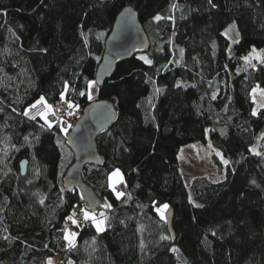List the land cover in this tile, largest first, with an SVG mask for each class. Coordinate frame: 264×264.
<instances>
[{
    "label": "trees",
    "instance_id": "trees-1",
    "mask_svg": "<svg viewBox=\"0 0 264 264\" xmlns=\"http://www.w3.org/2000/svg\"><path fill=\"white\" fill-rule=\"evenodd\" d=\"M126 6L151 46L97 86L93 100L114 102L118 117L97 137L102 165L83 170L107 226L87 221L67 247L68 216L85 202L63 187L76 121L63 132L57 111L71 102L77 120L93 101L88 81ZM259 41L264 55V0H0V264H264V155L250 151L264 153V107L253 115L251 97L264 87V63L238 52ZM41 96L54 108L50 128L30 118L43 106L24 114ZM208 134L229 160L226 177L187 186L179 152ZM116 169L125 179L111 188Z\"/></svg>",
    "mask_w": 264,
    "mask_h": 264
},
{
    "label": "water",
    "instance_id": "water-1",
    "mask_svg": "<svg viewBox=\"0 0 264 264\" xmlns=\"http://www.w3.org/2000/svg\"><path fill=\"white\" fill-rule=\"evenodd\" d=\"M151 42L138 11L132 6L123 8L116 17L111 32L105 40L101 61L95 81L101 87L116 69L118 61L129 59L140 51H148ZM118 111L114 102L107 99L91 101L72 126L67 143L74 153V163L63 178V187L68 192L78 190L86 206L96 211L103 203L95 189L83 179V170L90 165L100 166L103 157L99 152L97 137L117 120ZM22 174L26 173L27 161L21 162ZM172 209L166 213L170 228Z\"/></svg>",
    "mask_w": 264,
    "mask_h": 264
},
{
    "label": "rangeland",
    "instance_id": "rangeland-1",
    "mask_svg": "<svg viewBox=\"0 0 264 264\" xmlns=\"http://www.w3.org/2000/svg\"><path fill=\"white\" fill-rule=\"evenodd\" d=\"M226 30L230 31V30H233V28L229 29L228 27V29ZM220 42H221L222 49H224L226 47L227 40L224 37H222ZM261 47H262L261 41L253 43V44L245 43L239 46L238 52L240 55L246 56L247 52L250 54L253 48H255L257 52L261 53V49H260ZM253 89H256L255 93H253ZM91 94H92L93 99H96V97L98 96L97 84H94L92 86ZM251 97L254 102L253 112L255 111L258 114L259 110L264 107V87H262L261 85H255L251 90ZM42 106L43 105H38L37 108L42 107ZM53 112H54V108H53ZM53 112L48 113V120L51 121L52 125H54L55 123L51 120L49 115L52 114ZM65 115H69V114L62 113V108L61 110H59V112L57 111V120L59 122L63 121L62 128L63 129L66 128L68 130L72 126V123H74L76 120H75L74 115L73 116L69 115L70 116L69 119ZM42 119L44 120L43 117ZM252 148L256 149V146H253ZM224 160H227L228 163L225 164ZM179 162H180V170H181V173L183 175L184 181L187 186L190 185L191 179L198 175H207L215 181L224 179L226 177L227 165L229 164V160L224 156V154L213 146L209 134L207 135L206 140L197 141L189 146L183 147L179 152ZM121 174L124 180L125 176L123 172H121ZM123 180H118L117 178L110 179L109 177L110 185L113 188H115V186ZM84 209L88 210L91 213H95L97 220L106 218V215H101L99 213H96V211H91L85 204L77 205L73 211H75V213L77 211L82 212V210ZM72 214L73 212L71 213V215ZM87 221L88 222L91 221L95 225V223L91 219H88ZM82 226H83L82 224H74L71 221V223L67 227L65 236L70 233H76L78 235L79 227H82ZM106 226H107V223L105 220V223L103 225L104 229L106 228ZM77 235L72 240V243L75 242V240L77 239ZM66 245L69 246L68 239H66ZM49 259H51L52 264H64L61 261L60 262L58 261L57 256H52ZM68 264H70V262Z\"/></svg>",
    "mask_w": 264,
    "mask_h": 264
},
{
    "label": "snow or ice",
    "instance_id": "snow-or-ice-1",
    "mask_svg": "<svg viewBox=\"0 0 264 264\" xmlns=\"http://www.w3.org/2000/svg\"><path fill=\"white\" fill-rule=\"evenodd\" d=\"M209 3H212V0H209ZM175 7H176V5H173V8H175ZM213 7H215V5H213ZM154 19L156 21H160L161 19H164V17H161L160 15H157L156 17H154ZM167 19H173V17H167ZM234 27H235V25H230L229 29H232ZM224 34L228 35V30H226ZM229 38H231V37H229ZM235 42H238V41H234V43ZM182 55H183V49H181V56ZM141 59H144L146 61V63H148V64L152 63V61L147 59L146 57H141ZM243 59L245 60L246 63H250V61L252 59H256V60L260 61L261 63H264V55H261L260 52H257V50L255 48H253L252 52L248 56L243 57ZM251 66L253 68L255 67V65H251ZM94 84H96L95 80L88 81V89H89V91L87 93L88 99H93L92 94H91V88H92V86ZM66 87H67V85H66ZM257 87H259V86H257ZM156 91L159 92L161 90L160 89H156ZM255 92H256V89H253V93H255ZM79 94L81 96L85 95L84 92H80ZM64 96H65V93L62 92L61 93V98H64ZM213 98H215V95H213ZM38 105H43V110L42 111L41 110H37L34 115L30 116V118L34 120V119H36V116H42L44 118V120L46 121L48 127L49 128L52 127L51 121L48 120V113L49 112H53V106L47 104V101H46L45 97H43V96L39 97L38 100H36L33 104H31L29 106L28 110H26L24 114L25 115H29L33 109H37ZM68 106H69V108L78 107L77 105H74L71 102H69ZM0 111H2V109H0ZM53 114H54V112H53ZM68 114L72 115V112L69 111ZM256 114L257 113L254 111L253 115H256ZM63 131H65V133H66L67 129L65 128V129H63ZM261 138L264 139V134H262ZM25 139L27 140V137H25ZM250 151L253 152L256 155H264V153H261V152L257 151L255 148L250 149ZM218 155H219V153H218ZM224 163L227 164L228 161L224 160ZM112 178H117L118 180H123V176H122V174H121L119 169H116L115 171H113L110 174V179H112ZM253 183H255V181H253ZM116 195H117V197H120V196H123L124 193L118 192ZM41 203H43V200H41ZM104 207L105 208H111V204H105ZM168 207H169V205L164 204L162 206V208L161 209H157V211L161 212V215L163 216V214H164L163 210L168 209ZM197 207H200V205H197ZM82 212H83V218L85 220L91 219L95 223L96 229L98 231H104L103 225L105 223L106 218L97 220V217H96L95 213H91V212H89L86 209L82 210ZM75 215H76V213H75V211H73V214L68 216V220L72 221V223H74V224H79V221H77L75 219ZM101 215H103V214H101ZM76 235H77L76 233H70V234H67L65 236V239L69 240V246L70 247L72 246V240L74 239V237ZM165 238H170V237H162V239H165ZM173 251H176V249H173ZM48 264H52L51 259H49Z\"/></svg>",
    "mask_w": 264,
    "mask_h": 264
},
{
    "label": "built area",
    "instance_id": "built-area-1",
    "mask_svg": "<svg viewBox=\"0 0 264 264\" xmlns=\"http://www.w3.org/2000/svg\"><path fill=\"white\" fill-rule=\"evenodd\" d=\"M68 104H69V103H65V104L62 106V113H66V114H68L69 111H71L72 114H73V113H74V108H73V107H72V108H69ZM75 219H76L77 221H79V223L84 224L85 226L88 225L87 220H85V219L83 218V213L80 212V211H77V212H76Z\"/></svg>",
    "mask_w": 264,
    "mask_h": 264
},
{
    "label": "crops",
    "instance_id": "crops-1",
    "mask_svg": "<svg viewBox=\"0 0 264 264\" xmlns=\"http://www.w3.org/2000/svg\"><path fill=\"white\" fill-rule=\"evenodd\" d=\"M123 181H124V180H123ZM121 182H122V181H121ZM110 186H111V185H110ZM111 188H113V187L111 186ZM73 243H74V242H73ZM73 243H72V244H73ZM67 247H69V246H67ZM58 260H59V258H58ZM59 261H60V260H59Z\"/></svg>",
    "mask_w": 264,
    "mask_h": 264
}]
</instances>
